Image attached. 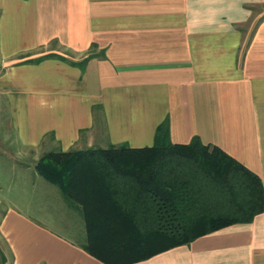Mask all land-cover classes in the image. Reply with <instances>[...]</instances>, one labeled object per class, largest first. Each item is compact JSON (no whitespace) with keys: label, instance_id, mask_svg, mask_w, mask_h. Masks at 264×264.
Instances as JSON below:
<instances>
[{"label":"crops","instance_id":"0c3cea01","mask_svg":"<svg viewBox=\"0 0 264 264\" xmlns=\"http://www.w3.org/2000/svg\"><path fill=\"white\" fill-rule=\"evenodd\" d=\"M166 121L171 143L217 146L264 190V0H0V178L38 176L50 151L152 147ZM210 193L202 208L219 209ZM61 207L0 211L4 264H105ZM133 264H264V211Z\"/></svg>","mask_w":264,"mask_h":264},{"label":"trees","instance_id":"16d2710c","mask_svg":"<svg viewBox=\"0 0 264 264\" xmlns=\"http://www.w3.org/2000/svg\"><path fill=\"white\" fill-rule=\"evenodd\" d=\"M174 159L185 164L186 174L165 177ZM35 169L80 210L87 234L83 247L105 264L143 261L226 226L251 222L264 211L256 174L198 137L189 144L171 143L167 121L158 126L152 147L50 151ZM118 178L132 182L134 194L121 195ZM206 186L209 193L201 191ZM211 191L223 198L219 209L200 204ZM0 260L5 263L1 250Z\"/></svg>","mask_w":264,"mask_h":264},{"label":"rangeland","instance_id":"374dc122","mask_svg":"<svg viewBox=\"0 0 264 264\" xmlns=\"http://www.w3.org/2000/svg\"><path fill=\"white\" fill-rule=\"evenodd\" d=\"M5 149L6 148L2 150ZM23 163L27 162L22 161V163L17 165H24ZM2 165L3 164L1 163L0 166ZM20 171L21 170H18V172H16L15 178H0V211L9 206H15L26 213H32L31 211L34 209L33 207L37 206L39 208H44L42 211L44 215L48 216L47 218L53 216L54 220L60 218L63 219L64 216L62 215L63 212L61 206L65 205V200H60L55 194H52V199L45 195V193H51L50 190L47 191L45 189L46 186L57 190L56 186L46 181L41 175L35 176L30 174L31 178L25 179L24 177H21ZM28 182L34 183L35 190L33 187L31 189L27 188ZM27 206H30V208L27 209Z\"/></svg>","mask_w":264,"mask_h":264}]
</instances>
